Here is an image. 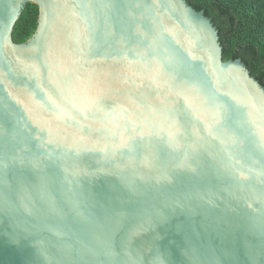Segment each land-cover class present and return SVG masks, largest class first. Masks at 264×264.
I'll list each match as a JSON object with an SVG mask.
<instances>
[{
    "label": "water",
    "instance_id": "1",
    "mask_svg": "<svg viewBox=\"0 0 264 264\" xmlns=\"http://www.w3.org/2000/svg\"><path fill=\"white\" fill-rule=\"evenodd\" d=\"M0 264H264V87L202 11L0 0Z\"/></svg>",
    "mask_w": 264,
    "mask_h": 264
},
{
    "label": "trees",
    "instance_id": "2",
    "mask_svg": "<svg viewBox=\"0 0 264 264\" xmlns=\"http://www.w3.org/2000/svg\"><path fill=\"white\" fill-rule=\"evenodd\" d=\"M211 19L224 61L240 59L264 87V0H185ZM39 8L27 3L14 25L12 40L26 42L35 33Z\"/></svg>",
    "mask_w": 264,
    "mask_h": 264
}]
</instances>
